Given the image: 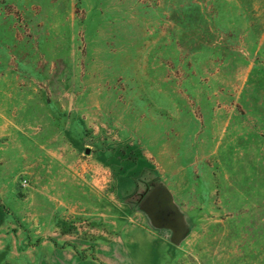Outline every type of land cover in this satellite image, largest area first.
Wrapping results in <instances>:
<instances>
[{"label": "rangeland", "instance_id": "374dc122", "mask_svg": "<svg viewBox=\"0 0 264 264\" xmlns=\"http://www.w3.org/2000/svg\"><path fill=\"white\" fill-rule=\"evenodd\" d=\"M0 264H264V0H0Z\"/></svg>", "mask_w": 264, "mask_h": 264}]
</instances>
